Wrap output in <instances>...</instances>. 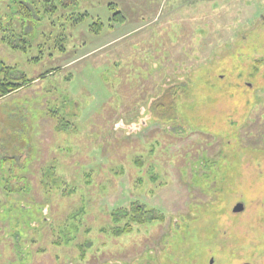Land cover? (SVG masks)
<instances>
[{"label":"rangeland","instance_id":"obj_1","mask_svg":"<svg viewBox=\"0 0 264 264\" xmlns=\"http://www.w3.org/2000/svg\"><path fill=\"white\" fill-rule=\"evenodd\" d=\"M50 2L0 0L35 78L0 98V264H264V0Z\"/></svg>","mask_w":264,"mask_h":264},{"label":"trees","instance_id":"obj_2","mask_svg":"<svg viewBox=\"0 0 264 264\" xmlns=\"http://www.w3.org/2000/svg\"><path fill=\"white\" fill-rule=\"evenodd\" d=\"M45 1H46V5H45L44 9L46 11L50 10L53 13L55 11H57L58 7H60V8L62 6L67 7V3L58 2V4H52L50 2L51 0H45ZM23 8H24V12L21 13L22 18L28 19L29 17H31V15H30L31 10H29L27 7H23ZM36 10H35V12L37 13ZM117 13L119 15V12H117ZM117 13H115V14H117ZM84 16H85L84 14H80L79 19H82ZM6 19L10 20V18H8V15H1L0 16V26H3V28H4L3 30H5L3 22ZM118 19L122 20L123 16L119 15ZM19 46H21V43ZM13 47L17 48L18 46L15 45ZM21 48H24V47H21ZM11 72H12V70L10 67L3 66V64L0 65V75H1V77H0V98H3L4 96L8 95L10 92L16 91L17 89L21 88L22 86H28L33 80H35V78H33V79L27 78L25 76V74L21 75V77L15 78V77H13V74ZM44 75H46V74H44ZM44 75H41L40 77H42ZM166 95H167V93L164 94L163 98L166 97ZM137 160H138V158H136L134 160V163ZM138 203L139 202H137V201L132 203V205L134 206L131 210L132 215H129L127 210L118 209V211H116V212H119L122 210V211H124L125 216L128 214L127 216H129L130 218L127 219V222L121 227L118 224H114V227L111 228L114 235H119L122 233L130 232L132 229L130 223L143 224V223H146V222H149V221L155 219V216H147L146 214L149 211H146L144 206L142 204H140V203L138 204ZM136 204H138V205H136ZM111 214L114 218V222H118L120 220V217L117 216L116 213L112 212Z\"/></svg>","mask_w":264,"mask_h":264},{"label":"water","instance_id":"obj_3","mask_svg":"<svg viewBox=\"0 0 264 264\" xmlns=\"http://www.w3.org/2000/svg\"><path fill=\"white\" fill-rule=\"evenodd\" d=\"M243 209V205L242 203H237L233 208H232V211L233 212H238V211H241Z\"/></svg>","mask_w":264,"mask_h":264},{"label":"flooded vegetation","instance_id":"obj_4","mask_svg":"<svg viewBox=\"0 0 264 264\" xmlns=\"http://www.w3.org/2000/svg\"><path fill=\"white\" fill-rule=\"evenodd\" d=\"M243 208H244V206H243ZM242 210H243V209H242ZM242 210H241V211H242ZM210 263H211V264L213 263V259L211 260V262H210ZM248 264H249V263H248Z\"/></svg>","mask_w":264,"mask_h":264}]
</instances>
